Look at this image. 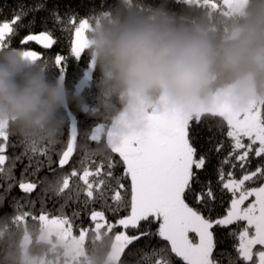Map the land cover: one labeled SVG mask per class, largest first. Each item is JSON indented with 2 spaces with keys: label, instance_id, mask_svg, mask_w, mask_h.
Here are the masks:
<instances>
[{
  "label": "trees",
  "instance_id": "16d2710c",
  "mask_svg": "<svg viewBox=\"0 0 264 264\" xmlns=\"http://www.w3.org/2000/svg\"><path fill=\"white\" fill-rule=\"evenodd\" d=\"M162 0H144L146 5H157ZM193 11H199L203 6L213 9L220 8L221 0H193ZM117 0H0V24L10 22L14 15L22 14V10L28 15L14 26L16 32L5 37L8 48L17 50H36L41 54L43 62L47 60L51 69L50 75L56 79L58 72L54 67V56L59 53L66 57L68 65L65 78V86L69 91V102L65 105L63 113V126L54 140L39 143L33 142L26 145L18 136L6 130L7 140L0 139V146L5 151V164L0 166L4 172H0V264H24L22 260V241L24 235L30 236L29 251L34 257L47 255L50 244L40 241L39 236L46 229L45 225L52 218L64 217L69 219L68 225L75 235L85 232L84 254L77 264H106L112 253L115 236L120 233L126 235H138L145 229L146 222H141V227L124 229L116 222L129 214L130 208L121 206L116 209L115 202L111 197L115 190H120L125 201L131 198V180L125 175V165L119 154L111 152L107 142V131L117 116L125 108L116 97L104 98L99 93V87L92 74V86L86 89L85 94L92 101L88 105L82 92H76L79 79L88 70L90 56L85 49L80 61H76L71 54L75 30L84 20L90 22L98 13L115 6ZM168 7L176 12L185 7L183 0H169ZM39 8V10H37ZM58 18V19H57ZM31 22V23H30ZM41 32H49L57 43L50 49H44L35 41L21 44V39L27 35H39ZM7 48V49H8ZM224 87H217L215 92ZM264 97V96H261ZM87 109V110H86ZM200 121L195 118L189 122V139L197 149L196 156L203 155L206 163L203 169L197 172V188L207 190L211 187L216 199L209 201L211 215L226 214L230 207L231 193L221 190L219 182V170L223 167L225 178L232 171L236 179L242 178L245 171L252 172L258 167L264 169V155L255 156L256 147L249 153L244 168L240 167L235 157H229L232 150L229 130L226 121L221 117H213L209 113L202 114ZM77 125L76 139H72L71 122ZM102 131L98 135L97 142L91 141V133L96 126ZM69 143L73 144V153L68 162L61 167L60 159L67 151ZM245 144L250 143L245 140ZM223 145V147L217 148ZM37 149L33 152L31 149ZM241 152L243 150H240ZM225 158L228 164H223ZM112 167L109 169L108 164ZM232 164H236L233 169ZM103 165L101 175L106 180L105 196L103 199H90L86 196L83 181L79 179L85 169L95 172ZM77 172L76 177H71V172ZM111 171L112 176L105 174ZM70 176V186L63 193H58L54 182L65 176ZM96 181L97 176L89 177ZM116 181L124 185L119 189ZM20 182H33L37 184L31 193L20 190ZM264 185V179L253 178L246 181L245 187L253 188ZM199 207V205H194ZM93 211H101L105 221L101 229L95 228L98 221L91 220ZM204 215H209L207 208L202 209ZM44 214V215H43ZM48 215V216H46ZM159 222H154L148 230L152 233L158 228ZM109 225H115L108 230ZM239 225V227H238ZM245 222H237L227 228H216L214 233L218 237V243L213 251V258L218 264H229L230 259H235V245L238 240L231 236L232 231H239ZM46 231V230H45ZM191 238L198 240L195 234ZM166 244L155 235L141 237L128 245L121 254L116 264H151V252L154 247ZM259 249L257 247L254 251ZM173 264H183V261L170 254ZM255 259V257H254ZM243 264V262H238Z\"/></svg>",
  "mask_w": 264,
  "mask_h": 264
},
{
  "label": "clouds",
  "instance_id": "9594fccd",
  "mask_svg": "<svg viewBox=\"0 0 264 264\" xmlns=\"http://www.w3.org/2000/svg\"><path fill=\"white\" fill-rule=\"evenodd\" d=\"M169 0H117L89 22L87 50L104 98L116 97L133 115L164 100L188 112L217 87L240 100L264 96V0H231L213 9L182 11ZM50 67L17 49L0 50V127L26 145L54 140L69 91Z\"/></svg>",
  "mask_w": 264,
  "mask_h": 264
},
{
  "label": "snow or ice",
  "instance_id": "6c2138e0",
  "mask_svg": "<svg viewBox=\"0 0 264 264\" xmlns=\"http://www.w3.org/2000/svg\"><path fill=\"white\" fill-rule=\"evenodd\" d=\"M39 10V8H37ZM27 12L22 10V14L14 15L10 22L0 24V50L7 49L5 43L6 35L16 32L15 25L20 23ZM58 19V18H57ZM31 23V22H30ZM89 28V22L84 20L75 30L74 46L71 54L76 61H80L81 55L87 49V38L85 31ZM28 41H35L44 49L52 48L56 39L49 32H41L39 35H27L21 39V44ZM25 59L29 61H41V54L35 51L19 50ZM49 67V62H40ZM54 67L58 72V79L65 84L68 65L66 57L57 53L54 56ZM93 64L90 62L88 70L79 79L77 92H82L88 105H93L92 101L85 94L86 89L92 86ZM87 110V109H86ZM203 115H190L179 112L153 113L146 115L135 127L128 131H119L115 128L106 136V142L113 153H118L125 165V175L131 180V198L125 201L120 190H115L111 199L116 204L118 210L121 206L130 208L129 214L120 218L116 223L124 229L129 227L137 229L141 227V222H146L144 230L138 235H126L123 232L115 236L112 249V261L116 264L120 260L125 248L138 241L141 237L155 235L159 240L166 242L154 247L151 252V264H173L170 254L183 261V264H218L213 258V251L217 246L218 237L214 233L216 228H227L237 222H245L240 230L232 231L231 236L238 240L235 252V259H230L229 264H264V185L260 187L247 188L246 181H253V178L264 179V169L257 168L255 171L243 174L242 178L236 179L232 171L227 173L223 167L219 170V182L221 190L231 193L230 207L226 209V214H217L215 218L211 215L209 201L216 199L211 187L207 190L197 188V172L204 168L206 158L201 155L196 156L197 149L189 139V122L194 118L200 121ZM211 116L221 117L228 125L227 136L231 138L232 150L229 157H235L240 162V167L244 168L249 153L253 151V145L258 144L255 149V156L264 155V105L251 107L245 110H233L228 107H221ZM72 139H76L77 125L71 122ZM102 129L96 126L91 133V141L97 142L98 135ZM0 137L8 139L5 129L0 127ZM247 138L250 143L242 142ZM223 147L220 145L217 148ZM33 152L37 149L32 148ZM240 150H243L242 152ZM5 151L0 146V153ZM73 153V144L69 143L67 151L63 153L59 163L63 167ZM6 157L0 154V166L5 164ZM229 159L225 158L223 164H228ZM112 164H108L110 169ZM236 164H232L234 169ZM103 165L95 172L85 169L79 177L86 186L84 192L90 199H103L105 196L106 180L101 175ZM0 167V172H4ZM112 176V172L105 174ZM77 172L73 170L71 177H76ZM91 176L99 177L92 181ZM70 176L65 175L54 182V187L58 193H63L70 186ZM119 189H124V185L116 181ZM37 187L33 182H20L19 188L24 193H31ZM249 197H254V201L243 207ZM199 205V207L194 206ZM207 208L209 215H204L202 209ZM44 215V214H43ZM48 216V215H46ZM92 221H98L95 228L101 229L105 221V216L101 211H93ZM159 222L154 233L148 228ZM56 225L67 226L69 219L56 217L53 221ZM115 225H109L108 230ZM239 227V225H238ZM194 233L198 240L190 237ZM260 246L256 249V246ZM255 257V259H254Z\"/></svg>",
  "mask_w": 264,
  "mask_h": 264
},
{
  "label": "rangeland",
  "instance_id": "374dc122",
  "mask_svg": "<svg viewBox=\"0 0 264 264\" xmlns=\"http://www.w3.org/2000/svg\"><path fill=\"white\" fill-rule=\"evenodd\" d=\"M221 1L223 6H227L229 3H231V0H221ZM85 35H87V30L85 31ZM74 41H75V36H74ZM74 41H73V46H74ZM27 51L36 52V50H27ZM154 105L155 106L151 108L142 107L134 115L124 109L117 116L116 121H118L122 131H128L131 125L136 126L137 123L141 121L146 115H150L153 113H161L166 108L167 102L164 100H158L154 102ZM261 105H264V97L251 96L247 100L242 101L234 94V92L230 88L224 87L215 92H212L207 98V100L197 104L192 110L183 113L190 115H202L205 113H209L212 115L215 111H217L221 107H228L233 110H245L254 106L258 107ZM0 139H2V137H0ZM245 140L248 141L247 138H243L242 142L244 143ZM253 146H255L256 148L259 147L258 144ZM254 199H255L254 197H249V199L245 201L243 207H246L248 204L252 203ZM54 219L55 218H52L53 221ZM53 221H48L46 223L45 225L46 231L44 230L42 234L39 236L40 241L50 244L49 251L45 256L42 257L32 256V254L29 251L30 236L28 234L24 235V239L22 241V251H21L22 260L24 264H77V261L81 258V256H83L85 232L82 231L79 235H75L68 225L67 226L56 225L53 223ZM191 234L194 233H190L189 234L190 237ZM257 247L260 248L259 245L256 246V248ZM106 264H113L112 253L109 255Z\"/></svg>",
  "mask_w": 264,
  "mask_h": 264
},
{
  "label": "flooded vegetation",
  "instance_id": "af4514ba",
  "mask_svg": "<svg viewBox=\"0 0 264 264\" xmlns=\"http://www.w3.org/2000/svg\"><path fill=\"white\" fill-rule=\"evenodd\" d=\"M164 112H169V113L179 112V113H183V112L180 111V110H176V109H172V108H168V107H166L161 113H164ZM131 122H132V120H131ZM131 124H132V123H131ZM133 127H135V126L131 125L129 130H131ZM120 129H121V128H120ZM121 131H122V129H121Z\"/></svg>",
  "mask_w": 264,
  "mask_h": 264
},
{
  "label": "water",
  "instance_id": "95a60500",
  "mask_svg": "<svg viewBox=\"0 0 264 264\" xmlns=\"http://www.w3.org/2000/svg\"><path fill=\"white\" fill-rule=\"evenodd\" d=\"M116 129V130H119L120 131V127H119V125H118V122H114L112 125H111V127L108 129V131H107V134L109 133V132H111L113 129ZM118 154V153H117Z\"/></svg>",
  "mask_w": 264,
  "mask_h": 264
}]
</instances>
